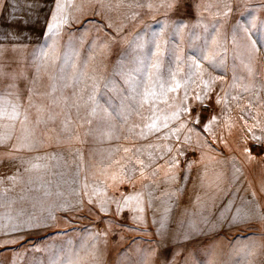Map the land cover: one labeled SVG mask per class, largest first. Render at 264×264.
Masks as SVG:
<instances>
[{
    "label": "snow or ice",
    "instance_id": "6c2138e0",
    "mask_svg": "<svg viewBox=\"0 0 264 264\" xmlns=\"http://www.w3.org/2000/svg\"><path fill=\"white\" fill-rule=\"evenodd\" d=\"M113 13L123 19L117 22ZM145 14L151 21L144 19ZM153 23L160 25L159 30H152ZM226 25H230V33H225ZM258 28L259 40L254 38ZM92 32L96 35L89 40ZM118 44L123 48L112 71L105 74V61ZM262 44L264 0L258 5L248 0H0V147L6 149L0 153V165L15 168L11 175L0 178V255L12 253L10 264H24L21 249L28 251L27 238L61 223H74L84 206L83 197H87L92 206L89 211L98 208L104 214L98 221L106 225L105 230L99 231V225L83 229L78 245L65 240L67 233L59 232L52 235L61 242L51 247L41 248L39 241L32 242L31 250L45 253L47 264H103L100 245L107 244L114 228L160 238L148 241L147 247L125 250L120 264H222L214 243L203 242V237L220 228L264 221L255 192L249 199L238 196L239 188L226 191L231 198L222 204L218 215L199 214L198 219L181 220L175 231L169 221L198 163L192 157L199 150V163H203L205 149L216 151L213 145L223 140L216 131L221 116L231 112L233 104L239 107L245 97L248 100L241 118L246 126L251 121V126L240 140L242 151L250 163L264 158V121L259 113L252 114L253 108H264V80L255 70L257 58L264 53ZM186 49L194 51L189 54ZM229 68L230 82L221 83L216 92L217 82L224 80ZM217 69H223V74L213 75ZM45 76L47 90L42 92L39 86ZM57 119L61 124L57 146L79 141L73 127L77 123L88 125L86 135L101 145L120 139L119 132L126 131L125 139L138 146L124 149L133 153L134 161L131 168L122 166L117 187L131 185L133 190L120 192L119 197L104 193L101 198L98 187L89 185L87 175L80 180L88 166L77 149L73 155L79 163L65 181L70 188L77 185L71 188L77 199H60L63 193L58 190V199L47 203L54 183L49 178L53 174L50 162L55 160L59 167L64 157L52 152L22 153H39L49 146L37 129ZM119 150L98 151L111 160ZM161 168L165 169L164 184L182 183L175 189L166 187L158 198L160 206L154 207V189L159 187L155 180ZM137 171L153 178L154 183L143 186L147 199L145 191L135 190ZM206 175L205 171L199 177L202 185ZM242 175V168L232 158L230 183L237 184ZM221 178L218 174L216 181ZM17 186H22L19 196L10 195ZM260 192L264 194V183ZM24 200L31 203L33 211L16 207ZM145 206L153 212L154 233L147 231ZM126 210L132 213L134 223L145 228H128L114 218ZM110 212L113 218L108 216ZM198 240L202 242L192 247ZM240 240L233 242L226 264H257L264 257V244Z\"/></svg>",
    "mask_w": 264,
    "mask_h": 264
},
{
    "label": "rangeland",
    "instance_id": "374dc122",
    "mask_svg": "<svg viewBox=\"0 0 264 264\" xmlns=\"http://www.w3.org/2000/svg\"><path fill=\"white\" fill-rule=\"evenodd\" d=\"M249 3L253 5H258L261 0H248ZM124 11V10H122ZM163 13L157 15V19L162 17ZM247 15V14H246ZM113 19L119 22L123 19L122 15L117 13L112 14ZM91 17L85 16L84 19H89ZM99 19V17H97ZM144 19L146 21H151V16L148 14L144 15ZM130 26V22H128ZM79 27V25H76ZM160 25L153 23L152 30H159ZM225 33H230V25H226L224 29ZM261 29L258 28L254 34V38L260 39ZM96 35L95 32L89 34L88 39L91 40ZM230 38V37H229ZM264 47V44L261 45ZM123 45H115L113 46V50L111 55L108 56L105 61L104 73L108 74L112 71L113 65L117 60V53L121 51ZM189 54H192L193 49H186ZM255 70L258 73L261 80H264V53L257 58V62L255 65ZM223 74V69H217L213 72V75L219 76ZM231 69H228V74L224 76L223 81H218L215 91H219V87L221 83H227L231 80ZM264 96V94H262ZM248 97H245L244 100L240 102L239 107H236L235 104L232 106V111L229 113H225L221 116L218 127L216 131L220 136L223 137V140H218L213 147L216 148L217 151L225 153L228 151H233L236 155L239 156L241 160L242 167L246 168L249 166L251 168V179L252 183L255 186L254 189L257 191V195H259V199L261 201V209L264 211V194L260 192V185L264 183V158L257 157L256 161L248 162L244 156L242 151V145L240 144V140L242 136L247 135L246 127L251 126V121L246 126L244 124V120L241 118L243 116V112L247 105ZM39 102V101H38ZM259 113V119L264 121V108H253L252 114L256 115ZM216 114L220 115V106H217ZM74 115V114H73ZM83 115V113H82ZM226 118V119H225ZM138 122V121H137ZM230 126V127H229ZM60 119H57L55 123H49L47 126L41 125L39 129H37V135L43 136L46 139V143L49 145L45 148H42L39 153H22V155H44L45 153H61L64 157V160L60 162L59 167H57V162L55 160L51 161L52 173L49 178L54 181L51 187L52 195L48 198L47 203H51L52 201L57 200L56 192L59 190L63 193V197L60 199H68L70 201H75L77 197L71 192V188L77 187V185L70 186L65 183L71 175L76 171V164L79 163L78 160L75 159L74 153L77 149L83 153L84 164L88 166V170L86 172H81L80 180L83 181L85 175L88 177V183L90 186H97L99 189V194H101V198H103L104 193L108 196L116 195L119 197L120 192H124L125 194L129 191H132L131 185H120L117 187V182L121 178V169L122 166L131 168L134 161V155L132 152H126L124 149H133L138 146V143H133L132 141L125 139L127 136V132L121 130L119 132L120 139L112 140L111 142H105L104 144H98L91 135H86L89 132V126L86 124L81 125L80 123L75 124L74 132L77 136H79V141L73 140L72 142H65L60 146H57L56 140L57 137L61 135L60 133ZM221 129L223 131H221ZM257 134H259V130H257ZM212 137L209 136V140ZM226 142V144H225ZM119 148V151H116L112 154L111 160L102 158L99 149H109V148ZM199 151V150H198ZM90 153L94 155L90 157ZM106 155V153H105ZM194 159V157H192ZM252 168H256L255 171H252ZM22 170V168H21ZM15 171V168L9 169L3 165H0V178L7 177ZM60 172H64L65 175L63 177L59 176ZM165 169L161 168L158 177L155 180V183L159 185L154 189L155 196L157 199L154 201V207H159V197L162 195L166 187H170L175 189L179 186L182 181H177V184L168 186L163 183L164 180ZM38 173H33V175H37ZM182 175V173H181ZM135 190L136 191H145V199H147L146 191L144 189V185L154 183L153 178L151 176H142L137 171L134 177ZM9 186L5 183V187ZM21 187L17 186L15 191L10 193L12 196H19L21 193ZM91 191V187L89 189ZM30 195H36V193H32ZM188 197V196H187ZM85 203L82 209L76 213L75 222L72 224H59L58 227L49 229L48 231H41L37 234H33L27 238L28 243L26 247L28 251H24L21 249L24 255V264H47V257L43 252H33L31 250V243L39 241V246L41 248L51 247L54 244H59L61 241L54 237L53 233H67L65 240L71 239L74 240L78 245L79 237L81 232L85 228H91L93 226L99 225L98 216H103V213H100L98 208H93L90 212L89 208L91 205L87 204V197H83ZM190 200L191 204L188 208H186V201ZM178 207L173 209L172 218L169 221V227L171 230L175 231L178 229L180 221H187L186 217L189 213V208L194 204V197L191 199L186 198L183 193H180L177 198ZM16 207L25 208L29 212L33 211L31 207V203L28 200L20 201L17 203ZM113 212H114V205ZM146 207V220H147V231L155 232V226L152 225V217L153 212ZM185 209H187V214H185ZM37 213L40 212L39 207L35 209ZM113 212L108 213L110 218H113ZM70 215V214H69ZM58 217H62V214L57 212ZM132 213L129 211H125L122 216L114 217L119 222L124 223L128 228H136L140 227L141 229L145 228V225H137L131 219ZM159 216V213H157ZM216 215H214L215 217ZM183 217V218H180ZM198 219V218H197ZM106 228V225H99L98 230L103 232ZM47 237V239H44ZM123 237V239H121ZM241 238V243H246L248 241H256L258 245L264 244V221L261 220H251L247 223L231 227L230 229L220 228L216 232H212L205 237H203V242L211 241L215 245V252L217 258L222 262V264H226L229 259V254L233 242L237 240V238ZM160 238L153 235H146L143 232L136 231H128L124 228H114L109 231V235L107 238V244H101L100 248L103 254V264H120V260L124 258L125 250L129 252L131 249L137 248L138 246L147 247L148 241H157ZM139 241V244H133V241ZM202 241H196L192 247L198 246ZM9 247L19 248V245H10ZM12 253L4 252L3 255H0V261L3 264H10V257ZM264 262V257H260L257 261V264H262Z\"/></svg>",
    "mask_w": 264,
    "mask_h": 264
},
{
    "label": "crops",
    "instance_id": "0c3cea01",
    "mask_svg": "<svg viewBox=\"0 0 264 264\" xmlns=\"http://www.w3.org/2000/svg\"><path fill=\"white\" fill-rule=\"evenodd\" d=\"M26 55V53L24 54ZM26 63V62H25ZM16 67V65H13ZM47 77H43L40 82V91L47 90ZM215 145V144H214ZM215 148V147H214ZM216 149V148H215ZM6 149L0 147V153L5 152ZM205 159L203 163H199V151L196 152L194 159L198 161V163L194 166L193 172L190 176L188 184L184 188V195L186 198L191 199L194 197V204L189 208V213L187 214L186 219L190 218H198L199 214H203L205 216L214 217V215H218L219 210L222 204L230 199V195H225V192L235 191L236 188H239L240 191L238 193L239 197L251 198V193L255 192L257 195V191L255 186L252 183L250 171L251 168L242 167L241 160L238 155H236L233 151H228L225 153L219 151H209L205 149ZM212 157V159H209ZM232 158H234L237 162V165L242 168L243 175L237 184L232 185L230 183L232 176ZM256 168H252V171H255ZM206 171L207 175L204 178L203 185L201 184L200 175H202ZM218 174H222V178L220 181H216V177ZM217 183L219 187H217ZM188 196V197H187ZM199 197V200L197 199ZM259 195H257V198ZM259 204L261 206V201L258 198ZM186 208L191 204L190 200L186 201ZM239 204V200L237 201ZM197 214L196 217H193L192 214ZM152 219V217H150ZM183 218V217H180Z\"/></svg>",
    "mask_w": 264,
    "mask_h": 264
}]
</instances>
